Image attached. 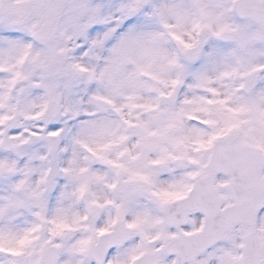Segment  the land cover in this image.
I'll return each mask as SVG.
<instances>
[{"label": "snow or ice", "instance_id": "1", "mask_svg": "<svg viewBox=\"0 0 264 264\" xmlns=\"http://www.w3.org/2000/svg\"><path fill=\"white\" fill-rule=\"evenodd\" d=\"M0 264H264V0H0Z\"/></svg>", "mask_w": 264, "mask_h": 264}]
</instances>
